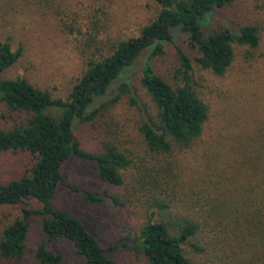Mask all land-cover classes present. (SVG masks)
<instances>
[{
    "label": "trees",
    "instance_id": "obj_1",
    "mask_svg": "<svg viewBox=\"0 0 264 264\" xmlns=\"http://www.w3.org/2000/svg\"><path fill=\"white\" fill-rule=\"evenodd\" d=\"M153 1L158 9L137 35L87 54L86 68L66 98L25 77L5 76L24 48L0 38L2 117L16 116L9 127L0 125V153L27 157L18 177L0 182V206L21 208L2 231V258L26 255L31 224L38 219L47 241H69L83 264H117L81 218L53 204L63 167L75 157L94 162L104 181L124 187L123 193L85 191L83 198L96 205L135 206L144 217L135 242L149 264H264V119L251 117L239 130L203 142L211 112L191 55L178 47L168 76L154 63L168 53L180 29L197 53V64L224 76L238 47L246 61L262 56L260 28L206 29L211 15L235 0ZM144 55L140 79L154 111L141 109L130 77L120 79ZM123 101L140 111L135 120L126 116L134 121L132 129L113 116ZM96 123L100 149L87 150L77 128ZM201 143L200 165H189L186 154ZM35 257L40 264H60L64 254L43 242Z\"/></svg>",
    "mask_w": 264,
    "mask_h": 264
},
{
    "label": "rangeland",
    "instance_id": "obj_2",
    "mask_svg": "<svg viewBox=\"0 0 264 264\" xmlns=\"http://www.w3.org/2000/svg\"><path fill=\"white\" fill-rule=\"evenodd\" d=\"M157 9L153 0H0V38L9 39L15 48H24L21 60L5 76L25 77L55 96L66 98L86 68L87 54L92 57L98 46H104L106 51L113 41L137 35L140 27L149 21ZM246 24H255L260 28L259 52L262 56L258 60L246 61L244 49L238 47L236 60L224 76H216L197 64V53L189 47L187 36L180 29L175 31V39L168 45V53L154 59L158 72L168 76L176 65L178 47L191 55L211 112L203 142H211L214 137L220 139L231 130H239L243 123L252 121L251 117L264 119V0H235L211 15L206 29H239ZM95 27L99 29L96 36ZM147 60V55H144L120 79L130 77L141 109L154 111V102L140 79ZM3 112L0 106V125L9 127L13 124L12 117L16 116L5 119ZM112 112L115 118L123 120L128 129L134 127V121L126 116L135 120L140 113L137 107L125 101ZM100 134L97 123L82 124L77 128L78 138L87 150L100 149ZM202 151V143L189 151L186 154L187 163L200 165ZM26 164L27 157L23 153H0V182L6 183L18 177ZM131 173L132 169L126 173L127 181ZM63 176L64 181L53 204L81 218L117 264H149L135 242L144 221L141 212L133 205L125 208L115 207L110 202L96 205L83 198L85 191L123 193L124 187L104 181L94 162L75 157L64 165ZM20 209V206H0V239L3 229L19 216ZM43 242L49 248L63 252L64 259L60 264L84 263L69 241H47L39 220L34 219L26 255L18 260L0 256V264H40L35 251Z\"/></svg>",
    "mask_w": 264,
    "mask_h": 264
}]
</instances>
